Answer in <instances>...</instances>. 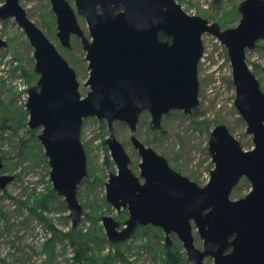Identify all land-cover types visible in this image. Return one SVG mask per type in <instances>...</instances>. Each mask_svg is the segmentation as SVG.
I'll list each match as a JSON object with an SVG mask.
<instances>
[{"label": "water", "instance_id": "95a60500", "mask_svg": "<svg viewBox=\"0 0 264 264\" xmlns=\"http://www.w3.org/2000/svg\"><path fill=\"white\" fill-rule=\"evenodd\" d=\"M75 1L78 13L87 19L90 38L69 0L51 3L62 44L70 48L76 35L86 51L91 71L86 96L75 68L21 0L0 4V18H15L34 47L39 80L28 89L29 126L42 129L39 139L53 188L66 200L73 228L83 214L78 186L89 175L82 126L86 118L96 116L108 122L110 134L104 144L118 166L106 182L107 200L119 211L129 210L124 226L111 215L102 218L113 244L129 239L139 226L151 224L165 231L168 249L175 233L195 264H204L207 257L214 264H264V90L247 60V51L264 40V0L242 1L240 23L225 29L219 22L190 14L177 0ZM207 33L228 48L235 105L255 145L246 150L226 124L216 125L208 142L215 167L202 186L173 168L136 131L145 111L151 114L156 131L163 129L164 116L173 110L194 116L200 107L199 63ZM8 46L0 36V53ZM117 121L130 127L132 143L142 158L140 175L132 170V158L114 133ZM3 166L0 157V169ZM243 177L251 181L252 189L232 199ZM14 178L0 175V188ZM194 225L204 240L203 249L196 245Z\"/></svg>", "mask_w": 264, "mask_h": 264}, {"label": "rangeland", "instance_id": "374dc122", "mask_svg": "<svg viewBox=\"0 0 264 264\" xmlns=\"http://www.w3.org/2000/svg\"><path fill=\"white\" fill-rule=\"evenodd\" d=\"M177 1L190 14L219 22L224 29L236 27L242 18L238 8L244 0H221L219 4L214 0ZM3 2L0 0V4ZM69 2L90 38L86 17L78 13L75 0ZM21 4L75 68L81 83L80 91L86 96L90 91V86H86L90 69L81 39L73 35L70 48L62 44L51 0H21ZM0 36L9 45L0 53V157L4 163L0 175L15 177L6 188H0V264H78L74 258L78 246L68 236L73 219L66 200L53 188L48 157L39 139L42 129L34 130L29 126L28 89L39 80V74L34 70V47L15 18H0ZM203 40L205 53L199 63L200 107L194 116L183 110H173L164 116L163 129L156 131L150 124L151 114L145 111L136 131V135L164 155L173 168L202 186L208 183L215 167L208 142L216 125L226 124L246 150L255 145L253 135L247 131L248 125L235 105L236 88L228 48L210 33L205 34ZM247 60L264 90V40L247 51ZM114 133L125 145L132 158L131 167L139 175L142 158L132 143L130 127L117 121ZM109 134L105 119L91 116L84 120L81 140L88 156L89 175L78 186L77 196L83 214L76 228L91 234L95 248L93 255L106 257L120 248L135 264H195L189 260L175 233L172 235L173 247L168 249L165 231L155 225L139 226L129 239L118 245L109 240L103 216L111 215L123 226L129 218L127 208L119 211L107 200L106 182L112 172L118 171L109 147L104 144ZM251 189V181L243 177L231 198L244 197ZM194 233L197 247L203 249L204 240L196 226ZM168 251L173 252V256L179 253L178 262L168 256ZM99 264L104 262L99 260ZM204 264H214V259L207 257Z\"/></svg>", "mask_w": 264, "mask_h": 264}, {"label": "trees", "instance_id": "16d2710c", "mask_svg": "<svg viewBox=\"0 0 264 264\" xmlns=\"http://www.w3.org/2000/svg\"><path fill=\"white\" fill-rule=\"evenodd\" d=\"M162 38H165V34H161ZM197 111V110H196ZM71 242L78 246L75 260L78 264H99V260H102L104 264H118L120 261L121 264H135L133 261H130L126 255L121 252V249L118 248V251L115 254H108L106 257L98 258L93 255L95 248L92 245L91 234L85 233L77 228H72V230L68 233ZM118 245V244H117ZM168 256L174 258L175 262L181 258L179 257V253H176L173 256V252L168 251Z\"/></svg>", "mask_w": 264, "mask_h": 264}, {"label": "flooded vegetation", "instance_id": "af4514ba", "mask_svg": "<svg viewBox=\"0 0 264 264\" xmlns=\"http://www.w3.org/2000/svg\"><path fill=\"white\" fill-rule=\"evenodd\" d=\"M162 38V37H161ZM165 38H166V36H165ZM165 38H163V39H165ZM81 39V38H80ZM82 42V41H81ZM83 45V44H82ZM87 55V54H86ZM89 67V66H88ZM90 74H91V71H90ZM89 80V79H88ZM87 83V82H86ZM98 118V117H97ZM132 168V167H131ZM133 170V169H132ZM140 175V174H139ZM142 181H144V180H142Z\"/></svg>", "mask_w": 264, "mask_h": 264}]
</instances>
